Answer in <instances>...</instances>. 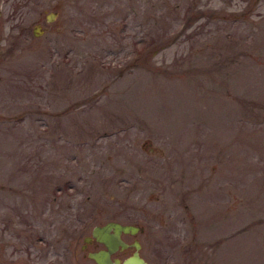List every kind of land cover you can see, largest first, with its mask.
<instances>
[{
    "label": "rangeland",
    "instance_id": "rangeland-1",
    "mask_svg": "<svg viewBox=\"0 0 264 264\" xmlns=\"http://www.w3.org/2000/svg\"><path fill=\"white\" fill-rule=\"evenodd\" d=\"M112 217L264 264V0H0V264H92Z\"/></svg>",
    "mask_w": 264,
    "mask_h": 264
},
{
    "label": "flooded vegetation",
    "instance_id": "flooded-vegetation-1",
    "mask_svg": "<svg viewBox=\"0 0 264 264\" xmlns=\"http://www.w3.org/2000/svg\"><path fill=\"white\" fill-rule=\"evenodd\" d=\"M108 221H114L119 224H131L137 228L135 231H123V229H119V231L117 232V241H113L108 245L103 240L98 239L95 235L92 234V229L95 225L103 226ZM142 231V224L133 221L123 220L117 217L108 218L104 221H100L93 224L90 229V232L83 236L82 241L80 243V250L83 252V257L86 258L87 261L91 262L92 264L99 263L95 258L89 256V252H102L103 256L100 257L99 260L102 264H123V259L134 253H137L146 262L156 264L153 260H150L143 253V243L138 237L139 232ZM114 232L115 229L110 228L107 232H105V234H112Z\"/></svg>",
    "mask_w": 264,
    "mask_h": 264
},
{
    "label": "water",
    "instance_id": "water-1",
    "mask_svg": "<svg viewBox=\"0 0 264 264\" xmlns=\"http://www.w3.org/2000/svg\"><path fill=\"white\" fill-rule=\"evenodd\" d=\"M53 12H48L46 14V19L51 20L53 18ZM34 34H38L39 32L35 29L33 30ZM110 228H114L115 232L110 234L107 232ZM137 227L131 225V224H119L114 221H108L103 226L95 225L92 229V234L95 235L98 239L103 240L106 244H110L113 241H117V232L119 229H123V231H135ZM124 244V243H123ZM89 256L95 258L99 264H102L99 260L100 257L103 256L102 252H89ZM123 264H151L146 262L142 257H140L137 253H134L126 258L123 259Z\"/></svg>",
    "mask_w": 264,
    "mask_h": 264
}]
</instances>
